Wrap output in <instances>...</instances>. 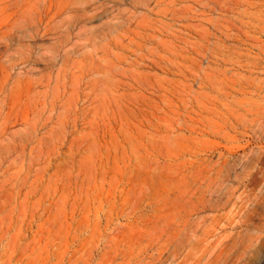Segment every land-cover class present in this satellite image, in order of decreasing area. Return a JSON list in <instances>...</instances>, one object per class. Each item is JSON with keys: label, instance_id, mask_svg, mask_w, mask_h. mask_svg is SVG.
Listing matches in <instances>:
<instances>
[{"label": "rangeland", "instance_id": "rangeland-1", "mask_svg": "<svg viewBox=\"0 0 264 264\" xmlns=\"http://www.w3.org/2000/svg\"><path fill=\"white\" fill-rule=\"evenodd\" d=\"M0 264H264V0H0Z\"/></svg>", "mask_w": 264, "mask_h": 264}, {"label": "bare ground", "instance_id": "bare-ground-1", "mask_svg": "<svg viewBox=\"0 0 264 264\" xmlns=\"http://www.w3.org/2000/svg\"><path fill=\"white\" fill-rule=\"evenodd\" d=\"M73 6V5H72ZM226 141V140H225ZM219 151V150H218ZM223 151V150H222ZM226 151V150H224ZM220 153V152H219ZM228 153V152H227ZM222 154V153H221ZM226 155V154H225ZM226 161V160H225ZM220 168V167H219ZM223 168H226V162L223 164ZM218 173V172H217ZM258 239V238H257ZM257 244V243H256ZM173 249V248H172Z\"/></svg>", "mask_w": 264, "mask_h": 264}]
</instances>
